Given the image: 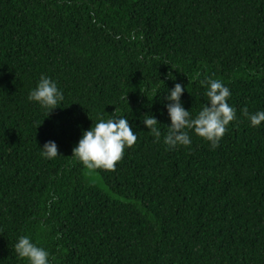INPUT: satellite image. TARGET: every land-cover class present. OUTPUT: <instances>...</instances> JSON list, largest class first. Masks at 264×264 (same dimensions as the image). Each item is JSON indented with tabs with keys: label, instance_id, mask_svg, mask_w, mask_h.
Segmentation results:
<instances>
[{
	"label": "trees",
	"instance_id": "1",
	"mask_svg": "<svg viewBox=\"0 0 264 264\" xmlns=\"http://www.w3.org/2000/svg\"><path fill=\"white\" fill-rule=\"evenodd\" d=\"M42 76L64 97L47 116ZM208 79L236 119L215 149L169 147V90L195 118ZM243 109L264 111V0H0V264H29L25 235L49 264H264V121ZM113 116L137 143L89 172L72 149Z\"/></svg>",
	"mask_w": 264,
	"mask_h": 264
},
{
	"label": "clouds",
	"instance_id": "2",
	"mask_svg": "<svg viewBox=\"0 0 264 264\" xmlns=\"http://www.w3.org/2000/svg\"><path fill=\"white\" fill-rule=\"evenodd\" d=\"M201 83L208 85L206 95L209 104L205 105L195 118H191L189 110L182 107L180 98L185 88L176 83L169 90L166 99L171 103L166 107L171 124L164 138V143L169 147L190 146L192 141L187 129L193 130L195 135L210 142L215 149L225 135L229 123L236 119L235 108L227 102L231 95L230 90L218 80L208 79ZM63 98L57 84L47 76L40 78L28 96L30 101L38 102L42 107L49 109L46 116L58 107ZM243 114L249 118L253 127L264 121V111L249 114L247 109H243ZM143 123L158 142L161 132L156 125L159 122L150 115ZM137 139L128 119L115 116L107 120L101 118L89 130L83 131L77 146L72 149V155L89 172L98 169L115 171L116 165L123 159L125 149L133 147ZM42 149V155L46 158L53 159L59 155L57 145L53 141L46 142ZM14 247L17 255L27 259L29 264H49L48 251L32 243L26 235L21 236Z\"/></svg>",
	"mask_w": 264,
	"mask_h": 264
}]
</instances>
